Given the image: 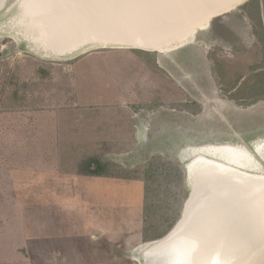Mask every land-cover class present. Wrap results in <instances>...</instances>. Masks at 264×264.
I'll use <instances>...</instances> for the list:
<instances>
[{"label": "rangeland", "instance_id": "obj_1", "mask_svg": "<svg viewBox=\"0 0 264 264\" xmlns=\"http://www.w3.org/2000/svg\"><path fill=\"white\" fill-rule=\"evenodd\" d=\"M20 1L0 0V264H146L135 255L154 242L142 236L143 182L84 177L90 157L123 178L154 158L180 169L167 221L150 235L184 213L196 156L224 160L211 152L233 147L264 175V97L246 100L264 74L242 10L250 0L177 50L61 59L19 31ZM189 102L199 114L183 110ZM253 255L244 264L264 261V244Z\"/></svg>", "mask_w": 264, "mask_h": 264}, {"label": "bare ground", "instance_id": "obj_2", "mask_svg": "<svg viewBox=\"0 0 264 264\" xmlns=\"http://www.w3.org/2000/svg\"><path fill=\"white\" fill-rule=\"evenodd\" d=\"M209 1L202 0L199 7V0H21L17 14L23 19L19 31L45 59L76 57L97 48L162 54L194 41L195 31L206 30L211 17L248 0L205 11ZM222 149L226 151L211 154L227 159L200 154L186 169L192 182L189 204L169 236L135 251L146 264H244L252 247L264 244V175L251 170L248 159L249 166L238 159L243 152ZM207 188L216 189L213 199Z\"/></svg>", "mask_w": 264, "mask_h": 264}, {"label": "trees", "instance_id": "obj_3", "mask_svg": "<svg viewBox=\"0 0 264 264\" xmlns=\"http://www.w3.org/2000/svg\"><path fill=\"white\" fill-rule=\"evenodd\" d=\"M247 18L257 27L259 41L264 51V0H250L243 9ZM82 57V56H81ZM254 69H264V56L262 64ZM255 97H264V74L255 82L249 90L246 100L254 99ZM182 104L183 110L189 111L192 114H199L200 108L194 102ZM190 107H193L190 109ZM113 164L103 162L101 158H88L84 162V167L80 175L85 177L98 178H120L133 181H141L144 184V206L142 236L145 242L156 241L164 238L174 225L166 226V229L160 234L150 235L163 225V221H167V212L172 205V191L176 192L177 184L175 179L181 173L180 169L174 164L164 161L161 158H154L137 171L134 175L122 177L114 174L112 169ZM155 229V230H154Z\"/></svg>", "mask_w": 264, "mask_h": 264}, {"label": "water", "instance_id": "obj_4", "mask_svg": "<svg viewBox=\"0 0 264 264\" xmlns=\"http://www.w3.org/2000/svg\"><path fill=\"white\" fill-rule=\"evenodd\" d=\"M144 1V0H143ZM202 0H199V2H198V4H197V6H199L200 7V4L202 3L201 2ZM230 1H232V0H210L209 2H206L205 4H206V6H204L203 7V9L205 10V11H207L208 10V8L210 9H213L212 11H214V10H216V9H218V8H220V7H224V6H226V5H228V3L230 2ZM204 2V1H203ZM163 4V3H162ZM230 4V3H229ZM142 8H145V4L143 5V7ZM158 10H159V8H158ZM210 12L211 11H208L207 12V14H210ZM98 50L99 49H101V50H105V49H109V48H97ZM110 49H115V48H110ZM87 53V52H86ZM85 54V53H84ZM207 194H209V196H211L212 197V199H213V196L214 195H216V189L215 190H210V189H205L204 190ZM204 193V192H203ZM212 201V200H211ZM210 203H213V202H210ZM182 220V214H181V218L176 222V224L174 225V227L171 229V231L164 237V238H162V239H160V240H163V239H165L167 236H169V234H171V232H173V230L176 228V226L178 225V223L180 222ZM160 240H157V241H160ZM157 241H154V242H157ZM260 246H263V244L261 243L260 244ZM260 246L258 247V246H253L252 247V250L250 251V252H248V256H247V258L249 259V256L251 255V254H254L253 256L255 257V255L257 256L258 255V252H259V249H260ZM241 264H243V263H241Z\"/></svg>", "mask_w": 264, "mask_h": 264}, {"label": "crops", "instance_id": "obj_5", "mask_svg": "<svg viewBox=\"0 0 264 264\" xmlns=\"http://www.w3.org/2000/svg\"><path fill=\"white\" fill-rule=\"evenodd\" d=\"M85 177V176H84Z\"/></svg>", "mask_w": 264, "mask_h": 264}]
</instances>
